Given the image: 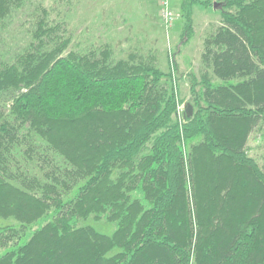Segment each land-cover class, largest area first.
Wrapping results in <instances>:
<instances>
[{
	"label": "trees",
	"instance_id": "1",
	"mask_svg": "<svg viewBox=\"0 0 264 264\" xmlns=\"http://www.w3.org/2000/svg\"><path fill=\"white\" fill-rule=\"evenodd\" d=\"M72 2L0 0V220L19 223H0V264H264L249 147L264 127V0H225L206 29L190 116L176 52L165 73L107 42L70 49ZM196 4L211 5L183 0L182 46ZM22 15V46L2 51ZM90 216L116 230L77 226Z\"/></svg>",
	"mask_w": 264,
	"mask_h": 264
},
{
	"label": "rangeland",
	"instance_id": "2",
	"mask_svg": "<svg viewBox=\"0 0 264 264\" xmlns=\"http://www.w3.org/2000/svg\"><path fill=\"white\" fill-rule=\"evenodd\" d=\"M158 0H78L71 3V10L68 15V30L72 33L70 49L81 51L90 44L99 46L109 43L114 50V56L123 58L129 51H136L144 55L151 54L159 64L163 72L168 71L166 51L172 50L177 53L175 61L177 71L174 76L178 80V89L183 106L189 98L190 75H198L200 69L199 53L202 38L210 24H216L219 18V10L225 0H199L209 1L210 7L194 5L192 8V22L194 36L186 45L179 44L180 30L183 21L180 17V6L183 0L178 3L170 1L171 9L176 14V20L172 29L163 27L159 16ZM178 1V0H177ZM216 9H213L214 5ZM22 22V23H21ZM25 15L12 23L9 32L4 35L5 42L2 51H17L23 44L22 29L26 24ZM19 23L22 24L21 28ZM27 26V25H26ZM14 31V32H12ZM15 31L21 32L15 39ZM183 107V108H184ZM251 155L255 156L260 165L264 164V127L251 136L249 140ZM42 219L29 226L25 236L21 239L23 244L26 239L37 228L45 223ZM1 225L19 226V223L12 218L0 220ZM78 227L89 226L95 232L110 236L116 230L115 223H109L104 219L96 220L93 216L85 220H79ZM5 251L0 250V255ZM117 250L110 254L116 253Z\"/></svg>",
	"mask_w": 264,
	"mask_h": 264
},
{
	"label": "built area",
	"instance_id": "3",
	"mask_svg": "<svg viewBox=\"0 0 264 264\" xmlns=\"http://www.w3.org/2000/svg\"><path fill=\"white\" fill-rule=\"evenodd\" d=\"M171 0H158L159 4V16L161 23L164 28L172 29L174 21L177 19L175 12L171 9L170 6Z\"/></svg>",
	"mask_w": 264,
	"mask_h": 264
},
{
	"label": "water",
	"instance_id": "4",
	"mask_svg": "<svg viewBox=\"0 0 264 264\" xmlns=\"http://www.w3.org/2000/svg\"><path fill=\"white\" fill-rule=\"evenodd\" d=\"M216 6H217V5L215 4V5L213 6V9H216V8H217ZM184 108L186 109L187 115L190 116L191 113H192V108H191L190 106H188V107L185 106Z\"/></svg>",
	"mask_w": 264,
	"mask_h": 264
},
{
	"label": "crops",
	"instance_id": "5",
	"mask_svg": "<svg viewBox=\"0 0 264 264\" xmlns=\"http://www.w3.org/2000/svg\"><path fill=\"white\" fill-rule=\"evenodd\" d=\"M149 1H150V0H148V4H149ZM174 1H175V3H177V2H178V3H180V2H179L180 0H178V1H177V0H174ZM178 3H177V4H175V5H176V8L179 10Z\"/></svg>",
	"mask_w": 264,
	"mask_h": 264
}]
</instances>
